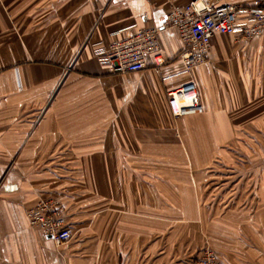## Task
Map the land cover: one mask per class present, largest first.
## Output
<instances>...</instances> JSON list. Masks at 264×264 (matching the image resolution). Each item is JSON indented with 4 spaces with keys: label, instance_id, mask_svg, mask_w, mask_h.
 I'll return each instance as SVG.
<instances>
[{
    "label": "crops",
    "instance_id": "0c3cea01",
    "mask_svg": "<svg viewBox=\"0 0 264 264\" xmlns=\"http://www.w3.org/2000/svg\"><path fill=\"white\" fill-rule=\"evenodd\" d=\"M189 1L0 0V264H187L200 253L186 232L203 223L205 160L231 128L264 127V27L250 40L215 34L208 64L182 72L164 24ZM137 27L161 28L162 66L119 74L99 62L98 48ZM187 82L203 112L173 121L167 92ZM40 198L60 202L68 242L28 224ZM254 232L237 229L239 244L264 239ZM233 247L221 262L264 264V246Z\"/></svg>",
    "mask_w": 264,
    "mask_h": 264
},
{
    "label": "built area",
    "instance_id": "2783aa9c",
    "mask_svg": "<svg viewBox=\"0 0 264 264\" xmlns=\"http://www.w3.org/2000/svg\"><path fill=\"white\" fill-rule=\"evenodd\" d=\"M176 31L182 48L177 58L182 72L204 66L209 62L211 41L215 34L250 40L258 37L264 27V0H253L250 5L211 3L191 0L173 5L165 15L164 28ZM158 27H137L129 36L111 41L95 52L99 62L119 74L139 72L147 68L149 60L159 68L165 63L160 52ZM167 107L173 119L201 114L200 102L194 82H187L167 92ZM58 200L40 198L26 211L28 224L51 238L56 246L68 242L72 231L62 218ZM187 264H227L219 260L210 248H204Z\"/></svg>",
    "mask_w": 264,
    "mask_h": 264
},
{
    "label": "rangeland",
    "instance_id": "374dc122",
    "mask_svg": "<svg viewBox=\"0 0 264 264\" xmlns=\"http://www.w3.org/2000/svg\"><path fill=\"white\" fill-rule=\"evenodd\" d=\"M225 1L240 5L245 0ZM231 130L233 137L220 144L213 159L205 160L204 173L198 176L197 182L203 183L199 192L203 223H190L186 236L189 243L202 241L200 251L210 248L217 254L235 245L236 251L252 253L251 247L264 246V239L251 238L249 247L237 238V229L247 236L264 231V127L246 125ZM187 166H191L190 159Z\"/></svg>",
    "mask_w": 264,
    "mask_h": 264
},
{
    "label": "bare ground",
    "instance_id": "6f19581e",
    "mask_svg": "<svg viewBox=\"0 0 264 264\" xmlns=\"http://www.w3.org/2000/svg\"><path fill=\"white\" fill-rule=\"evenodd\" d=\"M202 114V113H201ZM198 115H200V114H198ZM189 116H192V115H189ZM194 116V115H193ZM196 116V115H195Z\"/></svg>",
    "mask_w": 264,
    "mask_h": 264
}]
</instances>
